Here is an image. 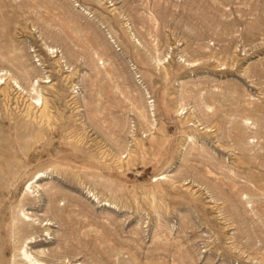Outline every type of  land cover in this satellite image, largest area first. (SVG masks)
<instances>
[{
    "label": "rangeland",
    "instance_id": "374dc122",
    "mask_svg": "<svg viewBox=\"0 0 264 264\" xmlns=\"http://www.w3.org/2000/svg\"><path fill=\"white\" fill-rule=\"evenodd\" d=\"M0 76V264H264V0H0Z\"/></svg>",
    "mask_w": 264,
    "mask_h": 264
},
{
    "label": "bare ground",
    "instance_id": "6f19581e",
    "mask_svg": "<svg viewBox=\"0 0 264 264\" xmlns=\"http://www.w3.org/2000/svg\"><path fill=\"white\" fill-rule=\"evenodd\" d=\"M2 79V77L0 76V80ZM15 80V79H14ZM43 99H42V96H38V98H36V102H38L39 104L42 102L43 103V101H42ZM39 174H41V173H38L37 175H39ZM165 177L164 176H161L158 180H162V179H164ZM30 189H32L31 187H30ZM24 198H26V196L24 197ZM23 200H27V198L26 199H23ZM26 202V201H25ZM20 212L21 213H23V215L24 216H26L27 217V214H25V212L23 211V210H20ZM21 213H20V215H21ZM33 239V237H28L27 239L25 238V240L27 241V240H32ZM65 239H66V237H65ZM70 239V238H69ZM68 239V240H69ZM67 240V239H66ZM72 241V240H71ZM26 244H28V243H26ZM26 244H25V246H26ZM23 245V244H22ZM5 247V246H4ZM15 248V247H14ZM21 248V247H20ZM25 248V247H24ZM17 249V248H16ZM23 249V248H22ZM24 250V249H23ZM8 249L7 248H3L2 249V254L4 255V256H7V253H8ZM18 251V250H17ZM15 252V251H14ZM20 252V251H19ZM22 257H24V260L28 263H30V264H43V262H41V261H39L35 256H33L29 251H27V250H24L23 252H22ZM21 257V259H23ZM12 259V258H11Z\"/></svg>",
    "mask_w": 264,
    "mask_h": 264
}]
</instances>
